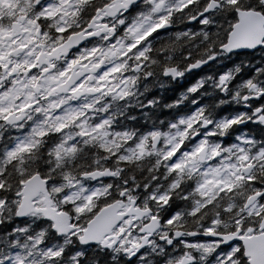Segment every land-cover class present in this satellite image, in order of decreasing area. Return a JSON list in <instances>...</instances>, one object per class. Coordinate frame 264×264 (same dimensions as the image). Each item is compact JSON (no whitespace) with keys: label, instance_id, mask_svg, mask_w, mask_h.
Segmentation results:
<instances>
[{"label":"snow or ice","instance_id":"snow-or-ice-1","mask_svg":"<svg viewBox=\"0 0 264 264\" xmlns=\"http://www.w3.org/2000/svg\"><path fill=\"white\" fill-rule=\"evenodd\" d=\"M0 264H264V0H0Z\"/></svg>","mask_w":264,"mask_h":264},{"label":"flooded vegetation","instance_id":"flooded-vegetation-1","mask_svg":"<svg viewBox=\"0 0 264 264\" xmlns=\"http://www.w3.org/2000/svg\"><path fill=\"white\" fill-rule=\"evenodd\" d=\"M183 85H176L175 91H166L164 93L165 100H169L171 98H174L175 94L178 93L182 89ZM158 92V90H156Z\"/></svg>","mask_w":264,"mask_h":264}]
</instances>
